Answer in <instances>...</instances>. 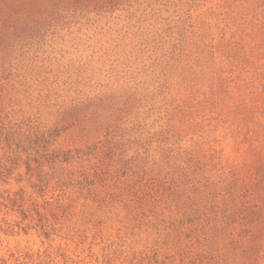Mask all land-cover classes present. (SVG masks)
<instances>
[{
	"label": "rangeland",
	"instance_id": "1",
	"mask_svg": "<svg viewBox=\"0 0 264 264\" xmlns=\"http://www.w3.org/2000/svg\"><path fill=\"white\" fill-rule=\"evenodd\" d=\"M0 264H264V0H0Z\"/></svg>",
	"mask_w": 264,
	"mask_h": 264
}]
</instances>
